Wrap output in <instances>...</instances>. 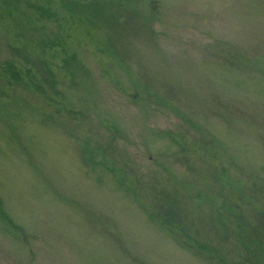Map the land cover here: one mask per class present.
Listing matches in <instances>:
<instances>
[{
  "label": "rangeland",
  "instance_id": "obj_1",
  "mask_svg": "<svg viewBox=\"0 0 264 264\" xmlns=\"http://www.w3.org/2000/svg\"><path fill=\"white\" fill-rule=\"evenodd\" d=\"M0 264H264V0H0Z\"/></svg>",
  "mask_w": 264,
  "mask_h": 264
},
{
  "label": "trees",
  "instance_id": "obj_2",
  "mask_svg": "<svg viewBox=\"0 0 264 264\" xmlns=\"http://www.w3.org/2000/svg\"><path fill=\"white\" fill-rule=\"evenodd\" d=\"M170 214H173V213H170ZM169 222V221H168Z\"/></svg>",
  "mask_w": 264,
  "mask_h": 264
}]
</instances>
